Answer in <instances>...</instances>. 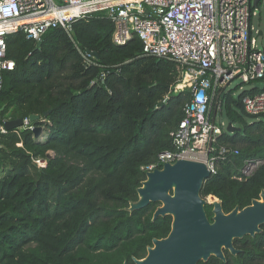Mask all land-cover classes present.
I'll use <instances>...</instances> for the list:
<instances>
[{"label": "trees", "instance_id": "obj_1", "mask_svg": "<svg viewBox=\"0 0 264 264\" xmlns=\"http://www.w3.org/2000/svg\"><path fill=\"white\" fill-rule=\"evenodd\" d=\"M113 31L112 20L97 11L74 19L68 30L48 28L39 46L21 31L6 36L14 67L3 75L0 123L38 114L32 123L41 131L0 134V264H134L153 238L170 231L171 216L152 220L155 203L132 212L126 207L138 198L141 167L172 148L170 132L191 92H173L177 62L145 55L136 35L116 44ZM263 88L216 95L228 122L241 128L217 137L218 145L239 153L219 160L201 189L224 212L264 190V163L235 177L245 158L264 159V115H249L242 105L246 94ZM210 210L205 206L208 217ZM261 228L255 237L235 239L242 252L226 253V262L210 257L199 264H264Z\"/></svg>", "mask_w": 264, "mask_h": 264}, {"label": "built area", "instance_id": "obj_2", "mask_svg": "<svg viewBox=\"0 0 264 264\" xmlns=\"http://www.w3.org/2000/svg\"><path fill=\"white\" fill-rule=\"evenodd\" d=\"M255 9L252 0H0V90L4 72L14 67L5 54L9 33L21 31L38 42L48 28L68 30L74 19L102 11L114 24V43L124 44L136 35L145 55L173 60L188 76L191 98L170 132L172 148L160 151L141 169L190 159L205 163L213 173L219 160L239 153L217 143L226 129L218 120L222 107L216 95L235 79L243 83L264 79V52L257 47L253 34L257 30L250 22ZM242 105L249 115H264V88L246 94ZM21 119L15 129L34 130L29 117ZM7 120L0 123V134L9 131ZM33 161L45 164L44 159ZM263 163L259 156L245 158L235 177L244 179Z\"/></svg>", "mask_w": 264, "mask_h": 264}, {"label": "water", "instance_id": "obj_3", "mask_svg": "<svg viewBox=\"0 0 264 264\" xmlns=\"http://www.w3.org/2000/svg\"><path fill=\"white\" fill-rule=\"evenodd\" d=\"M259 1L252 0L253 7H257ZM257 35H262V31L259 30ZM40 44L41 40L37 42L38 46ZM166 101L167 98L159 105ZM38 118V114L29 115L31 121ZM21 124L20 117L4 123L8 130ZM240 129L231 122L226 125L228 133ZM40 131L41 127H35L34 136H38ZM210 174L205 163L190 159L166 162L159 168L145 172V178L136 189L138 198L130 201L126 210L132 212L149 203H158L152 220L169 215L171 225L165 237L152 239V245L147 247L144 257L133 258L134 264H198L206 262L211 256L224 261L225 250L233 255L241 251L234 246L235 239L254 237L261 232L264 224V190L250 204L242 208L236 205L224 212L220 200L209 195L210 201H207L201 195L203 183ZM206 204L212 205L211 220L205 211ZM122 264H126V261Z\"/></svg>", "mask_w": 264, "mask_h": 264}, {"label": "rangeland", "instance_id": "obj_4", "mask_svg": "<svg viewBox=\"0 0 264 264\" xmlns=\"http://www.w3.org/2000/svg\"><path fill=\"white\" fill-rule=\"evenodd\" d=\"M255 15L253 16L252 19V24L254 29H256L257 31L254 32V37H256V41H257V47L258 48H262V46L264 45V34L263 35H257L258 30H263L264 31V4L261 2L260 4L257 5V7H255ZM179 76L180 79L179 81L174 85L173 88V92H177L180 91L182 89H186L189 91L188 85H187V80H186V76L181 74V71L179 70ZM177 84H180L181 87L179 88V85L177 86ZM262 87L264 86V81L257 79V80H253L250 83H243L240 80L235 79L234 81H232L229 86L227 87V90H232L234 93V97H236L243 89H248L249 87ZM182 88V89H181ZM244 117V121L246 123H250L253 120H255L252 117L249 116H243ZM258 119H263L262 115L258 118ZM218 120L222 121L225 123V127L224 129H226V125L228 123L227 120V116L225 115L224 112L221 113L220 116H218ZM233 126H236V124H233ZM206 199L208 197H205ZM208 201H210V199H207ZM158 205V203H156L154 206L156 207Z\"/></svg>", "mask_w": 264, "mask_h": 264}, {"label": "flooded vegetation", "instance_id": "obj_5", "mask_svg": "<svg viewBox=\"0 0 264 264\" xmlns=\"http://www.w3.org/2000/svg\"><path fill=\"white\" fill-rule=\"evenodd\" d=\"M208 201V200H207ZM156 204V203H155ZM159 205V204H158ZM207 205H211V204H206L205 206H207ZM156 208V207H155ZM211 209H212V205H211ZM211 211V210H210ZM211 217H212V213H211V216H209L208 218L211 220ZM262 231V230H261ZM261 233V232H260ZM246 236H244L243 238H240V239H244ZM255 237V236H254ZM233 244H234V241H233ZM235 246V245H234ZM236 247V246H235ZM237 248V247H236ZM237 249H239V250H241L240 252H242V249H240V248H237ZM239 252V253H240ZM226 253H229V254H231L230 252H228L227 250H225L224 251V255L226 254ZM239 253H237V254H239ZM237 254H235V255H237ZM146 255V254H145ZM144 255V256H145ZM231 255H233V254H231ZM235 255H233V256H235ZM143 256V257H144ZM211 257H214V256H211ZM210 258V257H209ZM216 258V257H215ZM216 259H218V258H216ZM220 260V259H219ZM220 261H222V260H220ZM202 262V261H201ZM222 262H226V257H225V260L224 261H222ZM200 262H198V264H199Z\"/></svg>", "mask_w": 264, "mask_h": 264}, {"label": "bare ground", "instance_id": "obj_6", "mask_svg": "<svg viewBox=\"0 0 264 264\" xmlns=\"http://www.w3.org/2000/svg\"><path fill=\"white\" fill-rule=\"evenodd\" d=\"M185 78H186V80H187V79H188V76L186 75V77H185ZM178 85H180V84H177V86H178ZM180 86H181V85H180ZM181 89H182V88H181Z\"/></svg>", "mask_w": 264, "mask_h": 264}]
</instances>
